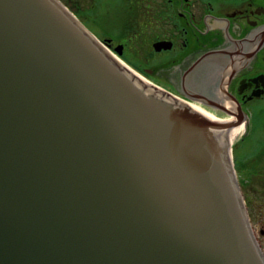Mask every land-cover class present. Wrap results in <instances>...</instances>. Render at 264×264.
Segmentation results:
<instances>
[{
	"label": "water",
	"instance_id": "obj_1",
	"mask_svg": "<svg viewBox=\"0 0 264 264\" xmlns=\"http://www.w3.org/2000/svg\"><path fill=\"white\" fill-rule=\"evenodd\" d=\"M164 94L61 0H0V264H264L217 126L244 114Z\"/></svg>",
	"mask_w": 264,
	"mask_h": 264
},
{
	"label": "flooded vegetation",
	"instance_id": "obj_2",
	"mask_svg": "<svg viewBox=\"0 0 264 264\" xmlns=\"http://www.w3.org/2000/svg\"><path fill=\"white\" fill-rule=\"evenodd\" d=\"M123 10L131 32L101 41L154 88L190 107L249 119L262 112L264 0H126ZM132 33L141 41L131 44ZM249 194L245 208L264 256V186Z\"/></svg>",
	"mask_w": 264,
	"mask_h": 264
},
{
	"label": "rangeland",
	"instance_id": "obj_3",
	"mask_svg": "<svg viewBox=\"0 0 264 264\" xmlns=\"http://www.w3.org/2000/svg\"><path fill=\"white\" fill-rule=\"evenodd\" d=\"M75 16L98 39L103 36L119 38L122 33H130L123 29L128 24V16L123 10L126 0H61ZM126 16V19H125ZM109 23V24H107ZM110 25V27H109ZM122 25V26H121ZM131 35V44L139 42L142 36L137 33ZM138 36V38H137ZM137 38V39H134ZM126 62V61H125ZM136 72L142 73L131 62H126ZM147 80V77L143 74ZM258 103H252L251 106ZM260 117H264V103H262ZM213 112V111H211ZM216 113L219 117L228 114ZM246 127L243 133L230 146V155L238 179L243 198H248L254 188L264 186V121L258 123L253 115L245 117ZM260 154V155H259Z\"/></svg>",
	"mask_w": 264,
	"mask_h": 264
},
{
	"label": "bare ground",
	"instance_id": "obj_4",
	"mask_svg": "<svg viewBox=\"0 0 264 264\" xmlns=\"http://www.w3.org/2000/svg\"><path fill=\"white\" fill-rule=\"evenodd\" d=\"M123 62V65L128 68L129 70H131L132 72H134L136 75H138L143 81L148 82L144 77L140 76L134 69L131 68V66H129L126 62H124L123 60H121ZM192 108L195 109L196 111H198L199 113H201L202 115H204L205 117H207L208 119L212 120L213 122H224V121H231L237 118L236 114H228L225 117H219L216 115V113L211 112L212 110L207 109L205 107H202L201 105L198 104H191ZM232 113V112H231ZM227 136V141L228 143L231 144L234 142L235 139H237L238 136H240L245 127H246V119L244 117V119L242 120V122H240L239 124L227 127V128H223L219 125H217Z\"/></svg>",
	"mask_w": 264,
	"mask_h": 264
},
{
	"label": "trees",
	"instance_id": "obj_5",
	"mask_svg": "<svg viewBox=\"0 0 264 264\" xmlns=\"http://www.w3.org/2000/svg\"><path fill=\"white\" fill-rule=\"evenodd\" d=\"M260 113H261V112H257V113H255V114H253V115L257 118L258 123H262V122L264 121V117L261 118V117H260ZM253 115H252V116H253ZM259 155H260V154H259Z\"/></svg>",
	"mask_w": 264,
	"mask_h": 264
}]
</instances>
